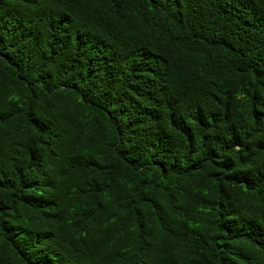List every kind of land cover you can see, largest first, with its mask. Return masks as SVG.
I'll return each instance as SVG.
<instances>
[{"label": "trees", "instance_id": "16d2710c", "mask_svg": "<svg viewBox=\"0 0 264 264\" xmlns=\"http://www.w3.org/2000/svg\"><path fill=\"white\" fill-rule=\"evenodd\" d=\"M0 264H264V0H0Z\"/></svg>", "mask_w": 264, "mask_h": 264}]
</instances>
